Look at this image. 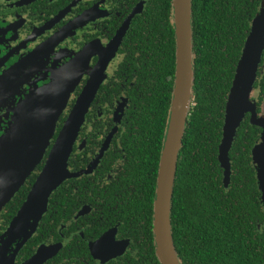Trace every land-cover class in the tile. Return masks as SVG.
<instances>
[{"label":"flooded vegetation","instance_id":"flooded-vegetation-1","mask_svg":"<svg viewBox=\"0 0 264 264\" xmlns=\"http://www.w3.org/2000/svg\"><path fill=\"white\" fill-rule=\"evenodd\" d=\"M152 2L0 0V132L27 94L42 91L62 76L65 68L79 77L39 165L44 167L50 148L88 83L102 75L68 160L72 175L53 192L37 229L27 240L18 237L10 241L5 232L12 221L3 229L1 217L31 176H39L43 169L38 170L39 165L0 213V264H26L41 249L38 264H158L155 235L151 233L160 160L156 168L158 145L141 123L147 103L144 94L150 86L145 71L155 52L165 53L164 38L159 39L158 23L151 16ZM172 18L174 24V15ZM263 74L262 58L250 97L258 121L264 118V94L257 85ZM242 128L243 143L238 141ZM165 138L166 133L163 146ZM262 139V126L251 111L247 112L230 158L234 147L240 145L244 151L248 143L256 194L264 210L260 166L255 157ZM224 178L223 173L225 184Z\"/></svg>","mask_w":264,"mask_h":264},{"label":"trees","instance_id":"trees-1","mask_svg":"<svg viewBox=\"0 0 264 264\" xmlns=\"http://www.w3.org/2000/svg\"><path fill=\"white\" fill-rule=\"evenodd\" d=\"M172 1L153 0L150 6L165 50L155 52L145 71L150 86L144 94L147 103L141 122L158 145L156 168L176 73ZM262 1L192 0L194 97L178 162L172 210L173 237L182 264H264V210L256 194L257 179L248 143L247 150L238 145L231 152L233 174L228 187L223 182L224 168L219 159L228 95ZM159 45L163 47L162 40ZM258 84L264 94V74ZM141 113L136 115L137 120ZM244 131L242 128L238 134L242 143ZM42 167L43 163L38 170ZM37 174L2 212L3 229L25 202ZM152 181L155 194L156 174Z\"/></svg>","mask_w":264,"mask_h":264},{"label":"water","instance_id":"water-1","mask_svg":"<svg viewBox=\"0 0 264 264\" xmlns=\"http://www.w3.org/2000/svg\"><path fill=\"white\" fill-rule=\"evenodd\" d=\"M172 3L176 73L154 203L156 253L161 264H182L173 237L172 210L178 162L193 107L195 83L192 0H173ZM263 55L264 0L253 20L238 63L226 107L223 140L219 147L224 181L228 186L232 174L230 150L241 122L246 113L251 111L255 122L263 128V139L255 151V157L260 166L259 178L264 193V118L257 120L255 105L250 100ZM101 69L103 70L102 67ZM78 79L79 77H74L72 69L65 68L63 75L55 77L42 91L31 92L20 100L13 110L9 125L0 132V213L44 160L56 134L59 118L67 108ZM101 81L102 75L98 74L88 83L78 104L64 122L26 201L5 232L10 241L18 237L26 240L31 237L47 211L53 192L63 180L72 175L68 169V160ZM262 202L264 204V194ZM2 253L0 249V257H3ZM40 256L42 257V249L26 264H38Z\"/></svg>","mask_w":264,"mask_h":264}]
</instances>
